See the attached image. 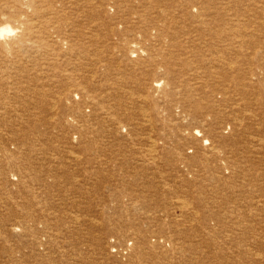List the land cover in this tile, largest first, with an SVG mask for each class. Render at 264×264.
<instances>
[{
  "label": "rangeland",
  "instance_id": "374dc122",
  "mask_svg": "<svg viewBox=\"0 0 264 264\" xmlns=\"http://www.w3.org/2000/svg\"><path fill=\"white\" fill-rule=\"evenodd\" d=\"M20 1L17 6L16 0H0V26L16 28L24 23L31 32L22 37L19 53L9 44L21 33L0 42V264H160L162 259L166 264H264V117L250 118L243 103H251L249 109L260 114L257 100L263 97L256 92L244 98L231 87L227 96L232 101L223 108L208 98L219 85L229 88L230 81L234 87L250 84L248 92L262 87L264 29L259 25L264 23V0H211L204 5L199 0L196 7L182 0ZM85 3H90L89 9ZM199 8L208 14L204 13L206 18L193 17ZM223 9L228 17L246 19L245 29L254 36H228L227 13H222L227 18L214 14ZM15 12L19 24L11 18ZM203 18L206 27L200 25ZM126 29L140 30L134 36L138 40L141 35L147 40L159 35L158 44L169 49L165 63L171 54L176 56L172 74L176 95L166 94L167 84L154 88L157 79L152 70L160 79L165 66L154 67L134 53L129 43L133 37L121 42L123 33L130 36ZM109 30L120 34L104 36ZM205 34L213 53L236 43L246 58L235 59L231 53L234 58L228 60V55H220L226 64L235 62L248 72H228L221 56L209 64L200 49L204 45L196 40ZM187 46L192 53L181 62ZM199 77L204 89L196 85ZM69 91L79 93L77 98ZM199 97L219 108V120L209 119L213 125L226 122L229 112L224 109L237 104L234 111H242L240 117L250 128L232 136L233 142L220 143L215 151L210 142L201 145L203 153L210 149L207 156L214 152L223 156L211 159V167L218 168L208 174L203 171V153L192 144L174 142L171 130L164 129V123L176 120L179 107L187 112L185 123L192 112L199 115L203 104H198ZM112 127L115 134L109 133ZM153 139L160 143L158 150L147 146ZM237 145L242 148L233 147ZM227 151L228 156L221 153ZM233 172L235 177H249L248 181L224 178ZM215 177L219 179L214 181ZM228 185L239 188L232 194ZM199 196L204 208L198 210L203 212L186 213V203ZM144 236L153 245L160 244L161 258L145 247L149 256L133 259Z\"/></svg>",
  "mask_w": 264,
  "mask_h": 264
},
{
  "label": "bare ground",
  "instance_id": "6f19581e",
  "mask_svg": "<svg viewBox=\"0 0 264 264\" xmlns=\"http://www.w3.org/2000/svg\"><path fill=\"white\" fill-rule=\"evenodd\" d=\"M48 1V0H47ZM54 1V0H53ZM57 1V0H56ZM55 1V2H56ZM175 1H180V0H174L173 2H175ZM20 0H16V5L18 4H20ZM60 2V1H59ZM201 2H203V4L202 5H204V2H206V3H212V1L211 0H202ZM66 3V2H65ZM181 3L182 4H184V5H190V6H193V7H196V6H200V4H199V0H182L181 1ZM53 4H55V3H53ZM13 5V4H12ZM17 5V6H18ZM67 5V4H66ZM55 6V5H54ZM85 6L87 7V9H89L90 8V3H85ZM244 6H246V5H244ZM5 7H6V5H5ZM25 7V6H24ZM16 8H18V7H16ZM7 9V8H6ZM14 9V8H13ZM36 9V8H35ZM202 9H203V7H202ZM202 9H200L199 8V10H197V14L196 15H193V17L195 18V19H200L201 17H204L205 15H204V10H202ZM1 10V9H0ZM15 10V9H14ZM13 10V11H14ZM43 10V9H42ZM57 10V9H56ZM62 10V9H61ZM6 11V10H5ZM9 11V10H8ZM7 11V12H8ZM16 11V10H15ZM72 11V10H71ZM210 11H212L211 9H210ZM261 11H262V13L264 14V8H261ZM6 12V13H7ZM54 13V12H53ZM222 13H227V17H228V12L226 11V9H223V10H221V11H218V12H216V11H214V14L215 15H218V16H220L219 14H221V15H223ZM22 14V13H21ZM58 14V13H57ZM93 14V13H92ZM91 14V15H92ZM202 14V15H201ZM206 14V13H205ZM6 15V14H5ZM13 15V14H12ZM44 15H45V13H44ZM91 15H89V16H87L88 17V19L91 17ZM206 15H208V14H206ZM23 16V15H22ZM28 16V15H27ZM41 16V15H40ZM55 15H53V17H54ZM59 16V15H58ZM223 16H225V15H223ZM25 17V16H24ZM42 17H43V15H42ZM52 17V16H51ZM56 17V16H55ZM60 17V16H59ZM102 17V16H101ZM104 17H105V15H104ZM221 17V16H220ZM226 17V16H225ZM226 17V18H227ZM232 17H236L235 15L234 16H229L227 19H228V21H227V23H226V26H225V29L226 30H229V32H228V36H244V37H247V38H251V37H253L254 35H249L248 34V30H246L245 29V22H246V19H241L240 17H236L235 19H230V18H232ZM11 18H13V19H15L14 21L16 22V23H18L19 24V22H20V15H18V12H15V14L11 17ZM27 18V17H26ZM29 18V17H28ZM27 18V19H28ZM40 18L41 17H39V20H40ZM44 18V17H43ZM62 18V17H61ZM204 18H206V16L204 17ZM201 19L202 21H203V23H201L200 22V25H202V27L203 26H207L208 25V21H205L206 19ZM60 19V18H59ZM209 19V18H208ZM29 20H30V18H29ZM38 20V21H39ZM48 20V19H47ZM58 20V19H57ZM65 20V19H64ZM35 21V20H34ZM36 21H37V19H36ZM66 21V20H65ZM222 21H223V19H222ZM25 22V21H24ZM30 22V21H29ZM28 22V23H29ZM42 22H43V20H42ZM22 23V22H21ZM48 23V22H47ZM46 23V24H47ZM57 23V22H56ZM122 23V25L124 24V22H121ZM129 24H130V22H129ZM264 23H261L260 25H259V28L260 29H264V25H263ZM20 25H23V26H18V27H16V28H12L11 26H9V25H6V26H0V42H2L3 40H7V39H10L12 36H14V35H17V33L19 32V33H21V36H17V38L14 40V41H12V44H9V45H11V51H15V52H17V53H19V52H21V50H22V47L21 46H19L21 43H22V37H28L29 35H30V33L31 32H29L28 31V29L30 28L28 25L26 26V24H24V23H22V24H20ZM51 25H53V24H51ZM56 25V24H55ZM128 25V24H127ZM132 25V24H131ZM134 25V24H133ZM39 27V26H38ZM52 27V26H51ZM34 28V27H33ZM41 28H43V27H41ZM136 28V27H135ZM34 29H36V28H34ZM140 29V28H139ZM42 30V29H41ZM140 30H142L144 33H148V31H146L144 28L143 29H140ZM140 30L139 31H137V30H131V31H128V29H126V31L125 32H130L129 34H130V36H128L127 34H125V33H123L121 36H125V37H123L122 39H120V41L121 42H123V41H125L128 37H133L132 38V40L131 41H129V43H130V45H133L132 46V51L134 52V53H138L139 55H141L143 58H144V60L145 59H147L149 62H151L153 65H154V67L155 66H158V65H161V64H163L164 66H165V68H164V75H162V76H164V77H161L160 79H158V77H157V75L156 74H154V72L156 71L155 69L154 70H152V73H153V75H152V77H153V79H157V80H155L154 82H153V86H154V88L155 89H159V88H162V86L164 85V84H167V87H169L170 89L167 91V95L169 94H171V96L173 97L174 95H176V92H178V85H177V83L176 82H174L173 81V79H172V74H173V72H174V69H175V60H173V58L174 57H176L174 54H171V56H169L167 59H166V63H165V59L163 58V56L166 54V52H169V49H166V48H164V49H162V47L160 46V44H158V37H159V35H154L152 38H150V39H144L143 37H142V35H141V38L142 39H140V40H138V38L137 37H134V36H137L138 34H139V32H140ZM168 30V28H166V31ZM32 31V30H31ZM43 31V30H42ZM132 33H134V34H132ZM256 33H257V31H256ZM115 34H120L119 32H115V31H113V30H109L104 36H107V37H110V36H112V35H115ZM51 35V34H50ZM83 35V34H82ZM81 34H80V36H82ZM85 35H87V34H85ZM44 36V35H43ZM47 35H45L44 37H46ZM207 36H208V34H205V35H203V36H198V39H196V40H198V42H199V44L200 45H204L203 47H200V49L201 50H203V52H202V56L204 57V58H206V61H208L209 62V64H214V63H216V62H218L219 61V57L221 56L220 55V53H223V54H225V55H228L229 57H227V59L228 60H232V55H229V54H231V53H234L235 54V59H239V58H246L245 56L247 55V53H245L244 51H242L241 49L240 50H238V47L235 45L236 43H231L230 45H228L227 47H225V49H223L222 51H219L218 50V52H216V50H215V52L218 54V56H216V54L214 55V53L213 52H211V50H210V48H212L211 47V44H210V41L207 39ZM191 37V36H190ZM34 38V37H33ZM43 38V37H42ZM37 39V38H36ZM49 39V38H48ZM138 40V41H137ZM191 40V39H190ZM38 41V40H37ZM149 41V42H148ZM150 41H152V42H150ZM186 41V40H185ZM189 41V40H188ZM192 41V40H191ZM40 42V41H39ZM155 42V43H154ZM201 42V43H200ZM26 43H27V41H26ZM29 43H31V42H29ZM192 43V42H191ZM163 44H164V46H167L168 45V43L167 42H165V41H163ZM185 44V43H184ZM189 44V43H188ZM36 45V44H35ZM39 45V44H38ZM0 46H1V44H0ZM19 46V47H18ZM157 47H159V48H157ZM183 47H185V46H183ZM24 49H25V47H23ZM27 48V47H26ZM192 47H189V46H187L185 49H183L184 51H183V53H184V57L182 58V60H181V62H187V59H186V56L190 53V51L192 50L191 49ZM29 49V48H28ZM40 49V48H39ZM126 49H128V48H126ZM36 50V49H35ZM213 50V49H212ZM25 51V50H24ZM23 52V51H22ZM177 53V52H176ZM191 53H192V51H191ZM246 55H245V54ZM138 55V56H139ZM236 55H239V56H236ZM198 55H196V57H197ZM143 58H141L140 59V61H139V63L140 62H142L143 61ZM234 58V57H233ZM248 58V57H247ZM264 59V58H263ZM158 60H160V61H158ZM221 62H222V64L224 65V66H226V69H227V71L228 72H230V73H232V74H235V75H237V74H241V72L242 71H245V72H248L247 70H243L241 67H239V66H237L236 64H235V62H228L227 64L224 62V58L221 56ZM263 62V61H262ZM149 65V64H148ZM263 65H264V62H263ZM152 66V65H151ZM207 66V64H205V62H204V65L202 66V68H200L202 71H203V73L204 72H206V67ZM147 69V68H146ZM146 72H148V71H146ZM215 74H218V73H215ZM201 78L199 77V82H197V86L199 87V88H201V89H204V87H205V85H204V83L200 80ZM223 82V81H222ZM223 83H225V84H227L228 82H223ZM138 84V83H137ZM141 84H142V82H141ZM140 84V85H141ZM229 88H228V85H219V86H217V89L218 90H214L212 93H211V95L208 97L210 100H216L217 102H220L221 103V107L223 108V106H225L224 105V103L227 101V100H229V101H232L228 96H227V94H228V92H229V90H230V88L231 87H233V88H235L236 89V91L237 92H240L239 94L240 95H242V96H244V98H246V95H250V94H252V96H255L254 94L256 93V92H258V93H260V94H257L259 97L260 96H262L263 98L262 99H260V100H257V103L261 106L262 105V107H261V112H260V114H259V112H257V110L256 109H249L250 107H251V103H248V102H243L244 103V107H246V110L247 111H249L250 112V118H257L258 116H263L264 117V80L263 81H261V88H258V89H256V90H254V91H249L248 92V88H252V86L250 85V84H239V85H237L236 87H234V85L236 84V83H234L233 81H230L229 82ZM147 85V84H146ZM142 86H144V85H142ZM149 86V85H148ZM139 87H141V86H139ZM146 87V86H145ZM144 87V88H145ZM172 87H175V90H174V88H172ZM146 89V88H145ZM73 91H69V94L70 95H72V97H76L77 98V96H78V94L79 93H75L74 95H73ZM70 95H68V96H70ZM220 95V101H218V99H219V96ZM166 98V97H165ZM256 98H258V97H256ZM131 99V98H130ZM144 99H146V98H144ZM168 100V99H167ZM169 102V101H168ZM201 102H203V104H202V107L199 109V115H198V113L197 112H192L191 114H190V121H189V123H185L182 119L184 118V117H187L188 115H187V112L185 111V110H182V107H179V105L181 106V104L180 103H177L176 105H177V107H179L180 108V113L179 114H177V115H175V116H173L176 120H171V121H169V122H166V123H164V129H169V130H171V132H170V136H172L173 138L172 139H177V141H174V142H176V143H178V142H183V143H185V144H192V145H194V146H196V151H200V152H202L201 150H202V144H204L205 142H210L211 143V145H210V149H212L213 151H215L216 149H218V145H221L220 143H222V146H223V144H224V142H226V141H230V142H233L235 139H234V137H232V136H236V135H238V134H240L242 131H250V128H249V125L248 124H245V122L246 121H242V117H240V116H242V111H234L235 110V106H237V104L235 105V106H233V104H231L232 106H229V107H231V108H225L224 110L226 111V113L228 114V112H229V114L228 115H225V117L224 118H226V119H228V120H226V122H221V121H216L217 123L215 124V125H213L212 123H211V121H209V119H210V117H212V116H214V119L217 117V114H216V111H217V109H219V108H217V107H215L214 105H212L211 103H208V104H205V100H203L201 97H199V99H198V104L199 103H201ZM235 102H237V101H235ZM235 102H233V103H235ZM240 102V101H239ZM145 103V102H144ZM229 103V102H228ZM232 103V102H231ZM153 105V104H152ZM163 105V104H162ZM162 105H160V106H162ZM228 106V105H227ZM149 107H150V105H149ZM152 107V106H151ZM253 107V106H252ZM255 107V106H254ZM109 108V107H108ZM160 108V107H159ZM241 108V107H240ZM170 109V108H169ZM244 109V108H243ZM114 110V109H113ZM181 110H182V113H181ZM253 111H256V112H253ZM147 112H145V114H146ZM220 113V112H219ZM219 113H218V116H220L219 115ZM222 113V112H221ZM220 113V114H221ZM144 114V115H145ZM148 114V113H147ZM141 115H143V114H141ZM143 115V116H144ZM107 116V115H106ZM224 116V115H223ZM247 115H245V120L247 119ZM106 118H108V117H106ZM143 118V117H142ZM218 119H216V120H219V117H217ZM221 119V118H220ZM141 120V119H140ZM112 121V120H111ZM110 120H109V122L110 123H112ZM122 122V121H121ZM193 122V123H192ZM113 124V123H112ZM262 124V123H261ZM264 124V123H263ZM92 127V126H91ZM134 127V126H133ZM258 127L260 128V126L258 125ZM108 128V127H107ZM263 128V127H262ZM87 129V128H86ZM89 129V128H88ZM87 129V130H88ZM114 128L112 127L111 129H109V133L110 134H112V133H116L114 130H113ZM133 130V129H132ZM264 131V130H263ZM92 132V131H91ZM103 132V131H102ZM133 132V131H132ZM138 132V131H137ZM117 134L118 135H120L121 136V132H120V129L118 128V132H117ZM173 134V135H172ZM228 134H230L229 136H226V135H228ZM242 136V135H241ZM241 136H238V138L239 137H241ZM247 136V135H246ZM250 136V135H249ZM138 137V136H137ZM154 137V136H153ZM237 137V136H236ZM125 139H126V137H124ZM131 138H132V136H131ZM241 138H243V137H241ZM116 139H118V137L116 138ZM115 139V140H116ZM245 139V138H244ZM250 140H251V138H249ZM149 140V139H148ZM239 140H241V139H239ZM239 140H237L236 141V143H240L239 142ZM255 140V139H254ZM253 140V141H254ZM257 140V139H256ZM242 141V140H241ZM125 142V141H124ZM151 142V141H150ZM153 142V143H152ZM152 142L151 143H149V144H147V146L148 147H150L151 149L153 148V149H155V150H158V148L159 147H161V146H159L158 144H160V143H158L157 142V140L156 139H153L152 140ZM196 142V143H195ZM145 143V142H144ZM147 143V142H146ZM227 144V143H226ZM241 144H243V142H241ZM240 144V145H241ZM252 144V143H251ZM261 144H262V142H261ZM264 144V143H263ZM121 145V144H120ZM127 145V144H126ZM240 145H237V146H233L234 148H239V149H241L240 148ZM255 145V144H254ZM118 146V145H117ZM143 146V145H142ZM180 146V145H179ZM244 146V145H243ZM257 146V145H256ZM121 147V146H120ZM124 147V146H123ZM140 147V146H139ZM229 147V146H228ZM231 147V146H230ZM263 149H264V145L263 146H261ZM122 148V147H121ZM206 148V147H205ZM261 148V149H262ZM126 149V148H125ZM165 149V148H164ZM195 149V147L193 148L192 146L190 147V151H192V153H193V150ZM209 149V150H210ZM226 149V148H225ZM231 149V148H230ZM233 149V148H232ZM238 149V150H239ZM244 149V148H243ZM242 149V150H243ZM261 149H259V150H261ZM94 150V149H93ZM155 150H154V152H155ZM159 150H161V149H159ZM208 150V151H209ZM219 150H222V148L221 147H219ZM218 150V151H219ZM234 150H236V149H234ZM149 151H150V149H149ZM207 151V152H208ZM261 151H264V150H261ZM151 152V151H150ZM179 152H181V151H179ZM206 152V153H207ZM230 152V151H229ZM233 152H236V151H233ZM242 152V151H241ZM243 152H245V151H243ZM242 152V153H243ZM257 152H258V150H257ZM152 153H153V151H152ZM156 153V152H155ZM178 153V152H177ZM203 153V152H202ZM206 153H203L202 154V161H203V171L205 172V173H211V172H214V171H216V169L218 168L217 166V168H214V167H211V165L213 164H210V162L212 161L211 159H213V157L215 158V157H217V156H222L219 152H214V153H212V156H207V154ZM221 153H223V155L225 156V154L227 155V153H228V151L227 152H221ZM232 153V152H231ZM240 153V152H239ZM199 154V153H198ZM210 154V153H209ZM229 154V153H228ZM238 154V153H237ZM245 154H247L246 152H245ZM244 154V155H245ZM252 154V153H251ZM180 155V154H179ZM183 155H184V153H183ZM200 155V154H199ZM233 155H234V153H233ZM253 155V154H252ZM174 156V155H173ZM178 156V155H177ZM186 156V155H185ZM228 156V155H227ZM236 156L237 155H235V158H236ZM176 157V156H175ZM182 158H183V156H181ZM210 157H212V158H210ZM223 157V156H222ZM231 157V156H230ZM234 157V156H233ZM238 157H240V156H238ZM186 158V157H185ZM220 158V157H219ZM155 159H156V157H155ZM229 159V158H228ZM231 159L233 160V158L231 157ZM237 159V158H236ZM240 159V158H239ZM245 159V158H244ZM165 160V159H164ZM181 160H183V159H181ZM245 160H247V159H245ZM174 161V160H173ZM201 161V162H202ZM215 161V160H214ZM254 161V160H253ZM160 162H162L161 160L160 161H158L157 162V164H155V165H159L160 164ZM163 162H166V161H163ZM193 162H194V160H193ZM261 162H263V161H261ZM147 163V162H146ZM174 163V162H173ZM238 163H239V161H238ZM252 164H253V162H251ZM162 164V163H161ZM166 164V163H165ZM241 164V163H240ZM258 164V163H257ZM231 165H232V163H231ZM248 165V164H247ZM254 165H256V163H254ZM264 165V164H263ZM228 166V165H227ZM242 166V165H241ZM156 167V166H155ZM231 167H233V166H231ZM234 167H236L235 165H234ZM158 168V167H157ZM122 169V168H121ZM195 169V168H194ZM238 169V168H237ZM247 169V168H246ZM245 169V170H246ZM132 170V169H131ZM226 170H230L229 168L228 169H226ZM235 170H236V168H235ZM136 171H137V169H136ZM142 171V170H141ZM231 171H233V170H231ZM137 172H140V171H137ZM203 172V173H204ZM230 172V171H229ZM201 173V172H200ZM217 173H218V171H217ZM139 175V174H138ZM215 175H216V173H215ZM234 175V176H233ZM136 176H137V174H136ZM205 176V175H204ZM236 175H235V173L233 172L231 175H230V177L229 178H227V177H224V175L223 176H221V177H224V178H226L227 180H234V181H236V182H238L237 181V179L238 178H241V181L244 183L245 181H248V179H249V177H245V176H241V175H239L238 177H235ZM263 176V175H262ZM261 176V177H262ZM236 178V179H235ZM263 178V177H262ZM212 179V178H211ZM219 178L218 177H215V179H213L214 181L215 180H218ZM261 179V178H260ZM186 181H188V180H186ZM251 181H252V179H251ZM254 181V180H253ZM192 183V182H191ZM251 183V182H250ZM212 184V183H211ZM245 185V184H244ZM146 186V185H145ZM193 186V185H192ZM227 186H225V188H226ZM229 187V188H228ZM228 187H227V190H230L229 192H231L232 194L234 193V190H236V189H238L239 187L238 186H231V185H228ZM253 187V186H252ZM209 188V187H208ZM240 188H241V186H240ZM242 190H244V187L242 186ZM256 188V187H255ZM201 189H203V188H201ZM207 189V188H206ZM155 190V189H154ZM190 190H192V189H190ZM209 190V189H208ZM240 190V189H239ZM238 190V191H239ZM246 190V189H245ZM244 190V191H245ZM257 190V189H256ZM262 190H264V189H262ZM214 191V190H213ZM247 191V190H246ZM251 191V190H250ZM255 191V190H254ZM253 191V192H254ZM259 191H260V189H259ZM158 192V194H159V190L157 191ZM192 192V191H191ZM211 192V191H210ZM219 192V191H218ZM217 192V193H218ZM258 192V191H257ZM261 192H264V191H261ZM183 194H185V195H187L188 196V198H191V196H190V194H189V192H182ZM252 193V192H251ZM255 193V192H254ZM259 193V192H258ZM157 194V193H156ZM178 194V193H177ZM236 194V193H235ZM238 194V193H237ZM202 195V194H201ZM210 195H212V194H210ZM213 195H214V193H213ZM254 196V194L252 195V197ZM224 197V196H223ZM252 197H250V198H252ZM183 199V198H182ZM181 199V200H182ZM227 199V198H226ZM229 199V198H228ZM186 200V198H184V201ZM183 201V200H182ZM183 201V202H184ZM231 201H233V200H231ZM223 202V201H222ZM186 203V202H185ZM233 203V202H232ZM252 204H254V203H252ZM189 204L188 203H186V206H185V209H184V211L186 210V213L188 212V210L190 209L191 211H193V212H203L202 210H198V209H201V208H204V204H203V198L201 197V196H199V198L196 200V201H192V204H190L189 206H188ZM203 205V206H202ZM224 205V204H223ZM239 205V204H238ZM180 206V205H179ZM178 206V207H179ZM183 206V205H182ZM209 206V205H208ZM219 206V205H218ZM234 207V206H233ZM236 207V206H235ZM164 208V207H163ZM178 209V208H177ZM180 209V208H179ZM181 209H183V208H181ZM204 210V209H203ZM228 210V209H227ZM164 211V210H163ZM162 211V212H163ZM261 211V210H260ZM259 211V212H260ZM167 212V211H166ZM182 213H183V211H181ZM165 213V212H164ZM163 213V214H164ZM186 215V214H185ZM189 215V214H188ZM197 215V214H196ZM226 217V216H225ZM241 217V216H240ZM133 221V220H132ZM129 222H131V221H129ZM134 223V222H133ZM130 224H132V223H130ZM260 225V224H259ZM105 228V227H104ZM125 229V228H124ZM126 230V229H125ZM264 234V233H263ZM256 238H258V237H256ZM259 239V238H258ZM137 240V239H136ZM96 241V240H95ZM138 241V240H137ZM159 241V240H158ZM260 241V240H259ZM139 242V244L137 243V246H136V249H135V251L137 252L135 255H134V257H133V259H138V260H143V259H145V255H147L146 253H144V248L146 247L148 250H150L148 253H152V255L154 254V252H155V254L153 255V256H159L158 255V253H157V251H158V246L157 245H160V244H155V245H153V243H152V241H151V239H150V237H148V236H144V238H142V239H140V241H138ZM135 243V242H134ZM255 243V242H254ZM260 243V242H259ZM101 246V245H100ZM135 247V246H134ZM161 247V246H160ZM130 249V248H129ZM161 249V248H160ZM124 250H126L125 248H124ZM134 251V252H135ZM123 254V253H122ZM126 256V255H125ZM130 256V255H129ZM147 256H149V254L147 255ZM250 256V255H249ZM162 256H159V258H161ZM131 258V257H130ZM154 259H155V257H154ZM132 260V259H131ZM147 261H149V260H147ZM160 264H166V262H165V259H162L161 260V262H160Z\"/></svg>",
  "mask_w": 264,
  "mask_h": 264
}]
</instances>
